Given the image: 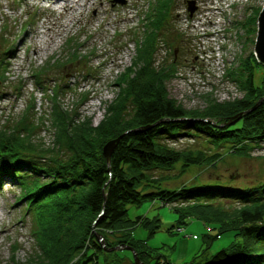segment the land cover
Segmentation results:
<instances>
[{"label":"trees","instance_id":"1","mask_svg":"<svg viewBox=\"0 0 264 264\" xmlns=\"http://www.w3.org/2000/svg\"><path fill=\"white\" fill-rule=\"evenodd\" d=\"M170 5L171 0L149 5L143 35L135 41L134 60L116 80L118 94L104 108L99 125L73 119L70 113L69 119L54 109L53 147L45 152L22 135L33 127L25 118L21 130L0 131V186L11 182L20 188L16 202H24L36 226L38 249L24 264H134L125 255L104 251L103 243L109 249L130 247L143 264H177L148 247L147 240L159 228L158 218H129L128 209L144 202L181 206L173 211L177 231L194 219L217 225L218 234L207 236L208 240L225 233L237 240L210 257H194L184 264H264V184L228 188L195 183L173 190L162 186L166 176L151 175L178 165L180 174L187 173L193 166H213L223 154L248 157L264 146V101L248 112L264 97V76L259 84L254 81L264 65L252 54L226 73L242 98L224 104L215 101L194 112L168 98L167 82L175 65L166 60L157 63L155 55ZM252 17L248 24L255 28L257 19ZM74 42L72 57L77 58L80 46ZM40 73L33 74L38 84ZM180 137L202 140L209 149L171 147ZM116 139L107 165L103 148ZM210 146L214 153L207 152ZM137 227L147 231V238L133 236Z\"/></svg>","mask_w":264,"mask_h":264},{"label":"rangeland","instance_id":"2","mask_svg":"<svg viewBox=\"0 0 264 264\" xmlns=\"http://www.w3.org/2000/svg\"><path fill=\"white\" fill-rule=\"evenodd\" d=\"M68 1L70 10L67 5L59 8L50 0H0V131L21 130V119L25 118L33 127L31 133L25 131L22 135L44 152L53 147L54 109L68 114L69 119V113L73 119H90L93 127L102 121L104 108L118 94L116 80L134 60L135 41L143 35L149 5L156 2L123 0V4H118L115 0H90L80 8L83 0L76 5L73 1L77 0ZM219 1L226 4L210 11L214 0H171L159 34L156 62L173 61L176 69L167 82L168 98L186 112L243 96L226 73L253 55L257 22L253 28L248 19L253 15L257 19L264 0H239L241 4L231 7L228 6L231 0ZM188 3L194 7L191 16ZM225 9H229L226 14ZM219 21L226 24V37L230 36L227 56L223 62H202L198 52L205 38L199 33L204 26ZM74 41L80 46L75 51L77 58L72 57ZM38 71H41L40 84L33 76ZM255 74V84H259L264 69ZM64 85L67 87L62 90ZM170 145L180 151L209 149L202 140L189 137H180ZM210 147L207 152L214 153L216 149ZM151 175L166 176L162 186L173 190L195 183L222 184L228 188L258 186L264 184V146L248 157L223 154L213 166H193L187 173L180 174L178 165L175 170L155 171ZM20 194V188L11 182L0 186V264H24L38 249L33 236L34 215L26 212L24 202H16ZM180 207L144 202L128 209L132 220L138 217L160 220L156 233L147 240L148 247L157 249L154 254L184 264L194 257L197 260L210 257L237 241L232 233L208 240L207 236L218 234L217 225H205L194 219L187 220L177 231L173 211ZM147 234L142 227L133 232L137 239H145ZM117 253L129 257L134 264L136 260L143 264L131 251Z\"/></svg>","mask_w":264,"mask_h":264},{"label":"built area","instance_id":"3","mask_svg":"<svg viewBox=\"0 0 264 264\" xmlns=\"http://www.w3.org/2000/svg\"><path fill=\"white\" fill-rule=\"evenodd\" d=\"M231 3V4H230ZM203 4L202 2L200 3ZM226 4L225 2H221L219 0H214V3L211 4L212 9L215 10L214 7H216V10H219L223 5ZM241 4L239 0H231V2L228 3V6ZM229 9H225L223 13H227ZM205 16L207 14L205 13ZM227 26L223 22L218 23H210L208 26H204L201 30V33H199V36L202 38H205V40L201 41V51L198 52V56L202 62H213V61H224L226 58V52L227 47L229 44L230 36L226 37L227 34ZM229 54V53H228Z\"/></svg>","mask_w":264,"mask_h":264},{"label":"water","instance_id":"4","mask_svg":"<svg viewBox=\"0 0 264 264\" xmlns=\"http://www.w3.org/2000/svg\"><path fill=\"white\" fill-rule=\"evenodd\" d=\"M113 2L118 3V4H123V0H115ZM187 11L189 12V15L191 16L193 11H194L193 3H188ZM253 56L255 57L257 62L264 65V6L261 9V11L257 17V34H256L255 43H254ZM262 101H264V97L262 99H260L254 105V107L251 108L248 112L254 110ZM117 142H118V139L110 141L103 148V156L106 159L107 165H109L110 157H111V155H112V153L116 147ZM99 241H102V238H99ZM102 245H103L104 251H106V252H118L121 250H127V251H131L133 253L134 257L136 255L135 251L133 249H131L130 247H127V246L109 249V248L104 246V243ZM136 264H140V262L138 263L136 260Z\"/></svg>","mask_w":264,"mask_h":264},{"label":"bare ground","instance_id":"5","mask_svg":"<svg viewBox=\"0 0 264 264\" xmlns=\"http://www.w3.org/2000/svg\"><path fill=\"white\" fill-rule=\"evenodd\" d=\"M50 1H53V5H56V6H59V8L66 6L68 7V9H72V7H69L68 4H69V1L68 0H50ZM84 3L82 4V6L80 5L79 7L80 8H84V6L90 1V0H83ZM78 0L77 1H73V4H77Z\"/></svg>","mask_w":264,"mask_h":264}]
</instances>
